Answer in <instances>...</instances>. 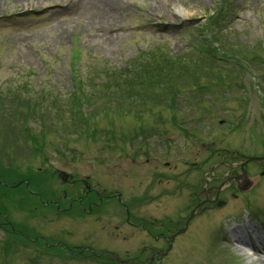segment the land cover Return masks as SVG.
Returning <instances> with one entry per match:
<instances>
[{
	"label": "rangeland",
	"instance_id": "obj_1",
	"mask_svg": "<svg viewBox=\"0 0 264 264\" xmlns=\"http://www.w3.org/2000/svg\"><path fill=\"white\" fill-rule=\"evenodd\" d=\"M212 35L223 38L225 48L233 46L228 52L236 51L241 61L219 62L227 52L210 44L201 60L214 75L177 94L173 110L162 106L141 120L139 115L115 119L116 131L105 138L91 134L68 142L48 136L44 145L30 115L8 110L0 119V264H100L74 256L70 248L152 243L125 223L114 198H87L83 182L119 192L135 215L174 219L190 204L188 186L152 203L138 199L172 189L189 169L194 170L186 181L194 184L199 165L226 145L246 157L264 156V0H0L5 103L10 94L21 97L19 89L34 87L51 103L52 92L71 91L74 79L87 73L86 90L92 72L97 80H103L104 68L124 74L134 58L159 49L178 54L195 38ZM54 112L45 105L35 117ZM103 121L98 127L107 126ZM63 172L71 176L66 184L59 177ZM255 182L246 195L231 189L220 194L224 205L194 220L164 264H264V252L260 261L247 259L229 243L230 229L251 220V213L264 218V178ZM260 227L244 231L241 241L264 248Z\"/></svg>",
	"mask_w": 264,
	"mask_h": 264
},
{
	"label": "trees",
	"instance_id": "obj_2",
	"mask_svg": "<svg viewBox=\"0 0 264 264\" xmlns=\"http://www.w3.org/2000/svg\"><path fill=\"white\" fill-rule=\"evenodd\" d=\"M200 45L202 46L195 44L194 47ZM219 47L222 51L224 45L220 44ZM166 52L161 49L154 50L148 52L150 55L145 59H132L124 74L113 68L109 71L104 68L101 72L104 75L103 80H97L95 75L98 74L92 72V87L88 90L83 85L88 81L90 73H87L84 79H74L71 91L52 92L51 103L43 100L42 92L35 93V87L27 92L25 89H19L21 97L13 93L9 96L10 102L0 101V119L7 116L9 109L15 111V114L24 111L30 115L27 119L40 128V137L53 135L61 139L75 137L79 140L92 134L99 137L103 135L105 138V134L108 135L114 129L111 124L114 118L140 116L152 112V108L163 109L162 106L173 110L177 94L188 87L198 85L208 76L201 74L198 65L188 55ZM73 90L77 92V96ZM45 92L48 93L46 90ZM87 94L90 96H86ZM154 97L159 99L158 102L152 99ZM91 98L92 103L88 101ZM45 105L55 107V112L51 116L37 119L35 111L43 113ZM101 120L108 121L107 127H98ZM30 136L34 142L36 135L30 133Z\"/></svg>",
	"mask_w": 264,
	"mask_h": 264
},
{
	"label": "bare ground",
	"instance_id": "obj_3",
	"mask_svg": "<svg viewBox=\"0 0 264 264\" xmlns=\"http://www.w3.org/2000/svg\"><path fill=\"white\" fill-rule=\"evenodd\" d=\"M39 1H41V0H39ZM236 233H237V230L234 229V228H232V229H231V234L234 236V235H236ZM236 240L240 241L241 243H245V242L239 240L238 238H236ZM245 244H246V243H245ZM248 246H249V245H248ZM237 247L240 248L239 246H237ZM251 247H253V246H251ZM241 249H244V247H241Z\"/></svg>",
	"mask_w": 264,
	"mask_h": 264
}]
</instances>
